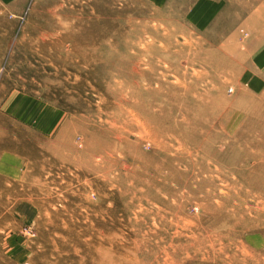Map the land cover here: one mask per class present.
Here are the masks:
<instances>
[{
    "label": "rangeland",
    "instance_id": "rangeland-1",
    "mask_svg": "<svg viewBox=\"0 0 264 264\" xmlns=\"http://www.w3.org/2000/svg\"><path fill=\"white\" fill-rule=\"evenodd\" d=\"M231 42L258 43L243 61L264 89V0H0V264H264V132L232 143L242 93L207 55L237 62ZM128 54L181 93L225 83L195 147L174 133L155 147L143 115L118 109L111 92L140 79L118 62ZM217 207L242 219L222 230Z\"/></svg>",
    "mask_w": 264,
    "mask_h": 264
},
{
    "label": "bare ground",
    "instance_id": "bare-ground-1",
    "mask_svg": "<svg viewBox=\"0 0 264 264\" xmlns=\"http://www.w3.org/2000/svg\"><path fill=\"white\" fill-rule=\"evenodd\" d=\"M262 15V12L257 11V13L255 14L256 17L253 16L251 19L252 22L255 19H259ZM230 40H233V37ZM140 43L141 46H143L141 41ZM134 44L135 43H129L127 45V48H133ZM258 46V43H255L254 46H251V42L250 44L246 43L244 45H240L237 43L234 44V42H231V44L229 45L221 46L223 48V51L229 54L234 53L237 62H224L220 59H217V54L221 52L219 47L216 48L214 52L209 51L207 53L210 61H214L215 65H218L217 70H215L216 80H218L217 78H219V76L221 77V74L224 73H228V76H230L232 79H235L237 77L233 81L235 82L236 86L238 87V90L240 91L239 94L242 93L241 101L237 103L236 106L238 110L243 111V113L247 115V118L244 119V131L242 133L236 134L235 138L232 139V143L234 144L238 143V139L236 138L240 137L243 138L242 141H244L246 145H251V143L253 142L251 135L254 130L264 132V104L262 103V101L264 100V89H259L260 86L258 84L248 82V75L251 73V70L248 67L250 65L244 63L243 61L246 56L248 57L253 54L256 50H258ZM144 47L146 48V46ZM149 48L150 47H148V49ZM148 49L147 51H150V53L154 56L160 53L155 52L152 49ZM133 57L135 56L129 54L126 56L123 55V58L118 61L120 63V66H125L126 69L129 71V78H132V74H137L139 76L138 78H140L139 80L133 81L134 86L136 87L133 91V94L128 95V91L117 92L115 89L111 92L112 96H116L118 98V109L120 110L121 106L124 105L128 108L135 110V114H130L131 116L135 115V117L140 118L141 114L143 115L144 121L147 124L151 125L153 128V136H149V139L150 137L153 138L154 141L152 142H154L155 147H159L165 151H168V149L171 148L170 144L167 141H164L165 138L160 139V136L168 135L169 137H171L173 133L174 136H178L179 139L180 137H183L184 139H180L183 143L189 142L190 144H193V147H195V145L197 144V137L203 136L202 130L207 126H209L210 128L214 127L215 122H217V120H220L219 117L226 103V99L222 95L220 87H224L225 83H222L219 88L215 90V94H211L210 92H206L204 90L202 91V93H199L197 91V89L199 88L196 87L193 88L192 92L190 90L187 92L186 87H184L183 93H181L180 91H176V89H173L174 87L169 84L160 83L161 81H165V78L157 79V77L151 75V73L146 75L140 72V64L142 61H144V55L135 57L133 59L134 64L128 66L129 62ZM258 57L259 56H257V58L255 59V62L257 64L256 67H258L257 69H259V66L264 62V59H259ZM168 59L173 65L174 58L169 57ZM147 63H149L150 66L152 65L151 67H149V72H151L152 69H156V63H152L151 60L150 62L147 60ZM222 64L226 65L227 67L228 65H231V67H226L225 71L223 67H221ZM261 77V79L263 80L264 76ZM155 81H157V85L160 84L159 86L155 87L156 89L153 87ZM229 81L230 80H227L226 83H229ZM124 86V83H122L120 84L119 88H122L124 90ZM165 91L167 92L164 95L163 93ZM188 93H190V96L188 95ZM177 115H180L184 119V121L187 123L186 126H182L181 123L176 119ZM211 121V126L213 125L212 127L210 126ZM190 123L192 124L191 129H189ZM214 129L219 130L220 128L217 127ZM96 132L102 135V137H107L106 141H109V136H115L108 130L96 129ZM258 136L261 137V140H258V144L264 145V134L263 137L261 135ZM202 138H207L209 142L214 141L216 139L212 138L211 135ZM122 147L124 148V150L132 152L137 156L142 155L138 148V145L135 143L127 142L126 145ZM231 149L232 152L238 150L237 152H239L240 154L244 153V150L242 149ZM213 154L214 153L212 152H208L205 155L213 157ZM90 159L92 160L93 156L90 157ZM163 161L165 160H162V162ZM260 175L261 172L259 171L258 176ZM217 210L220 211L219 207H217ZM218 216H222V219L217 222L218 226L222 230L227 227L228 223L231 224V222L233 221L237 222L238 220L242 219L235 218L233 216H228V214H224L222 212L221 214H218ZM197 244L200 245L201 242L199 243V241L197 240Z\"/></svg>",
    "mask_w": 264,
    "mask_h": 264
}]
</instances>
